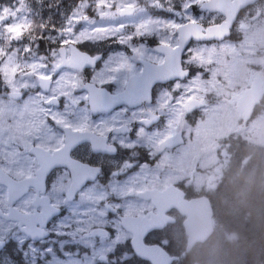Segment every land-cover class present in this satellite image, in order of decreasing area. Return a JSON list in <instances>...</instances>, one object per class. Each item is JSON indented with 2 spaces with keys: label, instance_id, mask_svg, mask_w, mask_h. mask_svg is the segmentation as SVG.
<instances>
[{
  "label": "flooded vegetation",
  "instance_id": "1",
  "mask_svg": "<svg viewBox=\"0 0 264 264\" xmlns=\"http://www.w3.org/2000/svg\"><path fill=\"white\" fill-rule=\"evenodd\" d=\"M60 1L49 33L32 35V89L14 100L1 88L0 260L84 263L86 248L121 233L124 244L93 264H150L122 218L154 215L165 223L144 244L171 264L192 259L202 244L186 250L188 203L227 202L229 173L235 181L263 161L242 130L264 106V68L246 82L232 70L264 59V0ZM253 82L263 98L248 114ZM2 178L32 187L10 205ZM11 209L47 236L28 238Z\"/></svg>",
  "mask_w": 264,
  "mask_h": 264
},
{
  "label": "trees",
  "instance_id": "2",
  "mask_svg": "<svg viewBox=\"0 0 264 264\" xmlns=\"http://www.w3.org/2000/svg\"><path fill=\"white\" fill-rule=\"evenodd\" d=\"M25 1L29 11V24L18 37L2 41L6 50L15 46H32V35L48 34L52 20L59 15L60 0ZM11 2L12 0H0V9ZM17 52L23 57L22 49ZM257 168L255 176L245 169L242 175L235 176V181L229 173L228 201L212 204L216 225L214 234L194 249L192 259H184L178 264H264L263 163L257 165ZM119 264L146 263L126 260Z\"/></svg>",
  "mask_w": 264,
  "mask_h": 264
},
{
  "label": "water",
  "instance_id": "3",
  "mask_svg": "<svg viewBox=\"0 0 264 264\" xmlns=\"http://www.w3.org/2000/svg\"><path fill=\"white\" fill-rule=\"evenodd\" d=\"M245 0H239L243 2ZM214 3V1L209 4ZM8 96L11 99L17 100L20 93L10 92ZM263 98L262 89L255 83L245 91L241 99V107L246 113L250 114L254 107ZM264 167V156H263ZM1 182L7 189L8 203L12 205L19 197L27 193L28 189L32 187V179L22 182H15L10 178H2ZM147 198H152L154 204L161 208L162 202L154 195L149 194ZM193 208L191 214L188 213V218L185 223L187 233L186 250L189 251L197 243H205L214 233L213 226V210L210 202L206 198H199L188 203ZM13 215H8L6 218H13L19 221L20 226L23 225L22 231L31 240L39 241L47 236V234H39L32 227V215H23L20 212L11 209ZM57 215V214H56ZM46 220L49 219L47 214H44ZM165 223L160 215H154L151 220H144L143 218H122L123 228L132 233L130 239L131 248L136 256L142 260L150 262V264H171L172 258L160 246H147L144 244V238L149 232L155 229H161ZM2 246L0 245V250Z\"/></svg>",
  "mask_w": 264,
  "mask_h": 264
},
{
  "label": "rangeland",
  "instance_id": "4",
  "mask_svg": "<svg viewBox=\"0 0 264 264\" xmlns=\"http://www.w3.org/2000/svg\"><path fill=\"white\" fill-rule=\"evenodd\" d=\"M28 6L25 0H12V2L0 9V105L1 99L4 96V90L1 89L5 86L6 90L20 92L26 89H32V46H25L23 48L20 46H15L11 50H6L2 46V41L4 39L16 38L20 35L22 30L29 24L30 17ZM22 49V55L17 52V50ZM258 66L256 71L260 68H264V59H244L242 61H235L233 70L235 73H239L246 82L249 69L253 66ZM232 74L228 71L227 79L229 82L232 80ZM5 98V96H4ZM245 130L242 132L246 133V137L251 145H256L260 149L264 148V106L258 111L256 119ZM254 128V130H253ZM264 175V172H263ZM264 177V176H263ZM0 197L2 194L0 193ZM129 237L123 234H118L113 239L106 241H98L95 243L94 251L90 252L85 249L84 263L70 262L71 264H93L95 258L101 255H106L108 251L113 249L115 244L123 245L126 239ZM122 248V246L120 247ZM119 248V249H120ZM25 253L32 251L30 246L23 249ZM126 254L120 256L118 260H123L126 258ZM128 257V256H127ZM127 260V259H126ZM0 264H8L6 261H1Z\"/></svg>",
  "mask_w": 264,
  "mask_h": 264
}]
</instances>
